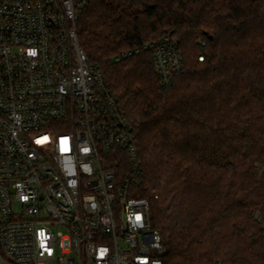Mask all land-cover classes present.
Returning <instances> with one entry per match:
<instances>
[{
    "label": "trees",
    "instance_id": "obj_1",
    "mask_svg": "<svg viewBox=\"0 0 264 264\" xmlns=\"http://www.w3.org/2000/svg\"><path fill=\"white\" fill-rule=\"evenodd\" d=\"M77 34L139 121L133 195L164 264H264V0H92ZM167 34L184 62L168 92L150 50L114 59Z\"/></svg>",
    "mask_w": 264,
    "mask_h": 264
},
{
    "label": "built area",
    "instance_id": "obj_2",
    "mask_svg": "<svg viewBox=\"0 0 264 264\" xmlns=\"http://www.w3.org/2000/svg\"><path fill=\"white\" fill-rule=\"evenodd\" d=\"M91 1L0 0V264H164L150 201L133 195L139 121L78 41ZM142 49L168 92L178 41L114 59Z\"/></svg>",
    "mask_w": 264,
    "mask_h": 264
}]
</instances>
